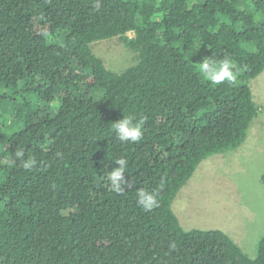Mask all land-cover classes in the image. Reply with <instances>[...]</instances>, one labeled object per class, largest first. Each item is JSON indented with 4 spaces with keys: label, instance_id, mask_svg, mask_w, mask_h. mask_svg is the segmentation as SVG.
<instances>
[{
    "label": "trees",
    "instance_id": "obj_1",
    "mask_svg": "<svg viewBox=\"0 0 264 264\" xmlns=\"http://www.w3.org/2000/svg\"><path fill=\"white\" fill-rule=\"evenodd\" d=\"M114 37L138 56L122 71L93 46ZM211 56L232 60L235 85L200 78ZM263 70L264 0H0V264H264V236L250 257L172 207L203 160L245 141ZM123 116L140 141H119Z\"/></svg>",
    "mask_w": 264,
    "mask_h": 264
},
{
    "label": "rangeland",
    "instance_id": "obj_2",
    "mask_svg": "<svg viewBox=\"0 0 264 264\" xmlns=\"http://www.w3.org/2000/svg\"><path fill=\"white\" fill-rule=\"evenodd\" d=\"M93 46L116 71L138 59L120 37L99 40ZM251 88L261 112L245 141L203 160L172 207L185 229H222L255 257L258 241L264 236V70L252 79Z\"/></svg>",
    "mask_w": 264,
    "mask_h": 264
},
{
    "label": "clouds",
    "instance_id": "obj_3",
    "mask_svg": "<svg viewBox=\"0 0 264 264\" xmlns=\"http://www.w3.org/2000/svg\"><path fill=\"white\" fill-rule=\"evenodd\" d=\"M197 71L201 79L213 86L222 85L226 82L235 85L238 82V70L230 58L217 60L212 56L206 57L202 63H198ZM133 120L132 116H123L122 119L113 123L112 127L119 141L127 143L141 140L143 136L142 128L139 124H135ZM14 155L17 160L21 161L25 170H30L36 165L34 159H24L23 149H18ZM125 170L126 161L118 159L115 161V167L110 170L107 177L111 189L117 194H121L126 186H130ZM136 202L145 212H149L159 205L158 193L139 189L136 192Z\"/></svg>",
    "mask_w": 264,
    "mask_h": 264
}]
</instances>
